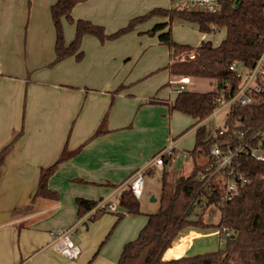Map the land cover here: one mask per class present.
Returning a JSON list of instances; mask_svg holds the SVG:
<instances>
[{
	"label": "crops",
	"instance_id": "crops-1",
	"mask_svg": "<svg viewBox=\"0 0 264 264\" xmlns=\"http://www.w3.org/2000/svg\"><path fill=\"white\" fill-rule=\"evenodd\" d=\"M55 1L0 0V150L16 137L1 164L0 211L11 212L34 201L31 212L0 223V264H118L125 243L138 236L148 214L158 208L143 211L145 221L142 214H126L117 223L114 212L96 220L89 214L80 217L76 199L118 201L129 177L148 168L151 158L170 142L176 153L172 160L162 169L149 168L145 176L172 170L176 158L188 163V150L179 148L188 130L180 133L182 128L175 130L174 123L183 116L195 120L172 111L166 102L152 101L172 103L179 88L171 85H179L181 78L192 82L194 77L170 72L169 51V62L161 68L165 79L153 80L152 72L133 71L123 52H114L110 41L99 46L91 34L84 36L82 60L70 56L51 65L56 34L50 7ZM122 5V0H86L76 4L72 15L107 25L129 15ZM160 17L156 23L168 20ZM71 24L67 43L75 34ZM167 79L168 91L160 88ZM198 125L191 128L195 138ZM65 147L74 153L48 179L57 198L35 197L41 169L54 164ZM187 166L182 163L178 171ZM79 220L74 240L81 253L71 259L54 245L55 236ZM204 234L200 229L183 230L164 258L190 254L194 240Z\"/></svg>",
	"mask_w": 264,
	"mask_h": 264
},
{
	"label": "trees",
	"instance_id": "trees-1",
	"mask_svg": "<svg viewBox=\"0 0 264 264\" xmlns=\"http://www.w3.org/2000/svg\"><path fill=\"white\" fill-rule=\"evenodd\" d=\"M83 1L86 0H56L51 5L56 34V56L51 65L70 56L82 60V43L86 34L106 42L134 30L139 23L153 16H163L168 20L155 23L146 32L152 35L159 32L161 43L169 47L170 72L180 77H206L217 81L216 87L208 91L183 89L172 103L158 99L152 101L166 102L172 111L177 110L191 116L195 121L190 128L199 124L195 146L188 152L195 158L205 157L206 160L202 163L195 162L189 174L181 175L175 181L172 179L170 168L161 172L159 209L149 213L148 220L138 236L125 243L118 264H264V161L242 151L232 166L214 172L217 165L211 155V149L216 144L224 150L228 146L242 144L250 149L264 148V89L251 103L231 104L223 125L216 129V135L210 136L211 129L206 123H201L207 120L219 105L229 101L240 90L243 76L231 69V65L238 62L246 69H252L263 53L264 0H226L220 10L209 12L155 7L146 14L132 17L127 26L112 33H108L104 25L90 19L73 17V8ZM64 18L75 24V35L69 43L65 41ZM176 19L196 23L202 32L210 33L226 28L225 38L219 44H214L212 40H203L197 47L175 41L172 23ZM191 54L194 56L191 57ZM101 133L102 130L97 131V134ZM14 141L0 150V172L1 164L10 153ZM73 153L65 147L61 157L54 164L41 169V179L35 197L57 198V192L49 188L48 179L58 164ZM172 158L173 156H166L165 163L168 164ZM237 171L249 180L239 187L231 199H226L228 183ZM203 174L205 177H202ZM99 201L77 197L79 216L88 214ZM213 204H218L221 211L217 224L204 220V212ZM118 206L123 211L97 209L90 214V219L96 220L106 212H114L118 214V223L126 214L143 213L139 198L129 188L121 191ZM196 206H199L201 211L197 218H190ZM33 207L34 201L15 208L11 211L12 217L27 214ZM187 228L218 230L225 240V246L205 253L165 259L166 251ZM225 230L229 235H226Z\"/></svg>",
	"mask_w": 264,
	"mask_h": 264
},
{
	"label": "rangeland",
	"instance_id": "rangeland-1",
	"mask_svg": "<svg viewBox=\"0 0 264 264\" xmlns=\"http://www.w3.org/2000/svg\"><path fill=\"white\" fill-rule=\"evenodd\" d=\"M30 3L32 0H29ZM122 8L127 9L129 15H124L119 19H112V21L108 22L107 25L101 23L105 26V29L108 33L115 32L125 26L128 25L130 19L137 15H143L149 12L151 9L155 7H166L170 8L173 6L172 0H122ZM157 20H162L160 16H153L148 20L139 23L134 30H131L121 37L108 40V45L112 46V50L114 52L120 53L123 52L125 55V62H128V65L131 68H134L133 71H147L152 72L150 78L153 80H161L164 78L165 72L161 70L162 67H165L169 62V47L165 44H161L157 41V33L152 35L146 32L150 29L153 24L156 23ZM100 24V23H99ZM73 25L68 21L64 23V34L66 37V30L68 27ZM139 28V29H138ZM75 32V31H74ZM172 33L175 41L181 43H188L193 47L199 46V44L203 40H212L214 44H219L226 35V28H221L219 30H214L212 32H202L199 30L196 23L183 21L181 19H176L172 23ZM75 35V34H74ZM95 37V36H94ZM96 38V37H95ZM97 39V38H96ZM156 39L155 43L148 44L149 40ZM100 40V39H99ZM98 43L99 46L101 44H106V42ZM84 47V46H83ZM84 49V48H83ZM123 61V62H124ZM241 66V65H240ZM149 78V79H150ZM168 78V77H166ZM165 79V78H164ZM169 79H167L160 88H165L167 91L170 89L168 85ZM171 82H174L171 80ZM216 79H210L206 77H194L192 82L188 83V89L198 90V91H208L216 87ZM164 86V87H163ZM180 85L172 84L171 87L174 89H178ZM168 88V89H167ZM171 90V89H170ZM226 102L219 105L220 112H218V116H212L210 121H207V126L209 129H213L212 126H221L225 121V116L228 108H225ZM185 118L188 120V123L185 125ZM192 125V120L183 116V120L174 123L175 130L182 128L180 133L183 131H188L184 134L181 145H179L180 149H193L195 146V134L192 133L190 126ZM178 134V133H177ZM175 137L177 135H174ZM188 163L185 161V158H176L174 167L172 166L173 176L172 179L175 181L181 175L189 174L195 162H205V157L195 158L193 156H188ZM186 163L187 170L184 172H179V167L182 163ZM171 170V171H172ZM145 189L142 196L139 198L141 203V210L143 211H151L152 209H159L160 206V195H161V174L159 172H152L149 175L145 176ZM157 209V210H158ZM156 210V211H157ZM155 211V212H156ZM201 211L199 206L195 207V210L190 214V218H197L198 213ZM145 221V214L139 215ZM221 218V211L219 207L215 204L211 205L208 210L204 212V220L209 223L217 224ZM145 225V223H144ZM207 234L202 235L199 238H196L193 242L192 249L190 254L195 255L198 253H205L213 250H217L218 248H223L225 246V240L222 239L221 235L218 233H208L213 232L204 230Z\"/></svg>",
	"mask_w": 264,
	"mask_h": 264
},
{
	"label": "built area",
	"instance_id": "built-area-1",
	"mask_svg": "<svg viewBox=\"0 0 264 264\" xmlns=\"http://www.w3.org/2000/svg\"><path fill=\"white\" fill-rule=\"evenodd\" d=\"M226 0H172L173 6L179 10H188V11H217L220 10ZM194 54H191L193 57ZM238 62H234L231 65V69L236 70L239 75L243 76V82L240 90L237 94L226 102L225 108H229L234 102H240L242 104L251 103L255 100V96L263 91L264 89V51L258 58L256 65L252 69H246ZM189 82V78H181L179 83V91L185 89L184 83ZM219 107V106H218ZM220 108V107H219ZM216 108L215 111L210 115L216 116L220 109ZM209 117V118H210ZM216 128L211 129L209 132L210 136L216 135ZM223 132V131H221ZM245 151L251 154L258 160L264 161V148H247L246 145L238 146H228L224 150L220 145L216 144L211 149V155L215 158V165L217 168L214 172L218 171L221 168L232 166L235 158L242 152ZM175 146L174 142H170L160 151H158L149 161L148 168L137 169L128 179L126 188L131 189L133 194L140 198L145 189V174L147 170L151 167L162 169L165 165L166 156H174ZM187 155V153H185ZM190 153L188 152V156ZM202 177H205L203 174ZM264 178V174L262 176ZM249 179L241 174L240 171L235 173L234 178L228 183L227 192L225 194L226 199H231L239 187L245 184ZM218 206V204H215ZM97 209L102 211H118V201L101 199L95 208H93L88 214L95 212ZM209 209V208H208ZM207 209V210H208ZM87 214V215H88ZM82 222L79 220L74 225L68 227L64 231H61L56 234L54 245L63 253L65 256L71 259L78 258L81 253V247L75 242L74 235L77 233L78 225ZM226 231V235H229V232Z\"/></svg>",
	"mask_w": 264,
	"mask_h": 264
},
{
	"label": "water",
	"instance_id": "water-1",
	"mask_svg": "<svg viewBox=\"0 0 264 264\" xmlns=\"http://www.w3.org/2000/svg\"><path fill=\"white\" fill-rule=\"evenodd\" d=\"M12 214L10 211H0V223L11 219Z\"/></svg>",
	"mask_w": 264,
	"mask_h": 264
}]
</instances>
